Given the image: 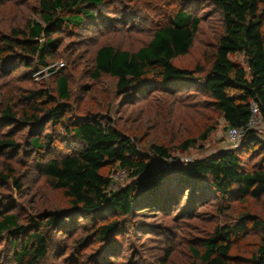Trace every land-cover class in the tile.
Returning <instances> with one entry per match:
<instances>
[{
  "label": "rangeland",
  "instance_id": "rangeland-1",
  "mask_svg": "<svg viewBox=\"0 0 264 264\" xmlns=\"http://www.w3.org/2000/svg\"><path fill=\"white\" fill-rule=\"evenodd\" d=\"M38 1L0 0V33H6L10 27L24 29L31 20L42 23ZM181 7L197 15L200 24L188 53L175 57L172 63L206 71L222 32V22L218 9L204 0H108L92 9L93 19L78 26L57 28L52 34L57 46L46 59L47 67L40 68L28 57H11L0 66V105L24 109L29 106L25 95L32 90L45 89L56 95V80L65 75L70 95L67 115L73 121L80 122L90 115L103 118L129 135L144 158H148L152 145H163L170 154L164 185L150 196H143L145 203L133 213L70 214L69 200L43 176L35 153L27 146L28 128L18 122L0 123V134L11 132L18 144V149L0 155V218L15 214L18 224L25 227V233L18 235L0 234V264H15L12 241L20 245L33 228L30 219L43 221L47 211L61 213L58 222H63V226L43 229L49 246L46 256L37 264H163L165 259L168 264H200L203 243L214 228L232 227L244 214L251 218L246 217L244 228L232 237L228 257L234 264H249L257 254L264 235V194L239 199L216 194L200 184H178L174 179L179 168L188 162L221 150H233L245 170L264 168L262 145L245 148L242 137L237 143L228 141L229 127L199 82L176 90L175 86H157L156 80L148 76L145 83L152 88L137 96L117 90L116 80L110 75L93 76L94 56L100 46L137 50ZM230 59L245 65L240 53L230 55ZM203 73L195 72L194 76L200 79ZM40 130L42 134H54L52 153L47 157L81 148L60 126L46 123ZM253 130L264 145V130ZM206 131V138L200 139ZM187 139L194 142L185 150L178 148ZM164 163L153 162L151 168L155 170ZM101 172L111 178L109 191L134 180L129 171L116 165ZM112 219L117 220V228L103 238L95 236L94 228Z\"/></svg>",
  "mask_w": 264,
  "mask_h": 264
},
{
  "label": "trees",
  "instance_id": "trees-1",
  "mask_svg": "<svg viewBox=\"0 0 264 264\" xmlns=\"http://www.w3.org/2000/svg\"><path fill=\"white\" fill-rule=\"evenodd\" d=\"M107 1L39 0L42 23L31 20L26 22L24 29L10 27L6 33H0V66L11 57L24 60L28 57L34 59L40 68L47 67L46 59L57 46L52 38L57 28L78 26L93 19L92 9ZM204 1L218 9L222 22V32L216 39L206 71L198 67L181 68L172 63L175 57L188 53L200 24L197 15L181 7L137 50H124L109 44L100 46L94 56L93 76L110 75L116 80L117 90L124 94L134 92L137 96L145 95L152 88L150 83H145L148 76L156 80L157 86H175L176 90L199 82L227 126L243 129L242 145L249 149L255 144L264 148L255 131L246 128L253 102L264 117V0ZM236 53L244 56L245 65L230 59V55ZM195 72H204L202 78L195 77ZM69 98L68 79L60 75L56 80V95L45 89L32 90L25 95L29 106L24 109L14 110L10 105H0V123L11 125L18 122L28 128L27 146L35 153L43 176L69 200L70 214L124 216L133 213L138 205L145 203L143 196H150L164 185L166 163L170 159L168 148L152 145L148 158H144L133 139L112 122L93 115L80 122L73 121L67 115ZM46 123L62 127L66 135L81 144L80 150L47 157L52 153L54 134L41 133L40 128ZM208 132L199 138L204 140ZM193 142L194 139H187L178 148L185 150ZM16 149L18 144L11 132L0 134V155ZM153 162L165 163L154 170L151 168ZM114 165L122 171H129L134 180L118 190L109 191L111 178L101 171ZM174 181L188 187L200 184L216 194L239 199L264 194V168L245 170L233 150H221L188 162L179 168ZM46 214L43 221L30 219L33 228L20 245L12 241L15 264H37L46 256L49 239L43 229L63 226V222H58L61 213L47 211ZM250 216L242 215L238 224L232 227H215L203 243L200 264H234L228 257L230 242L235 232L244 228V219ZM117 223L116 219L101 223L93 232L103 238L117 228ZM5 232L18 235L25 233V227L18 224L15 214H7L0 218V234ZM163 264H168L166 259ZM249 264H264V235Z\"/></svg>",
  "mask_w": 264,
  "mask_h": 264
},
{
  "label": "built area",
  "instance_id": "built-area-1",
  "mask_svg": "<svg viewBox=\"0 0 264 264\" xmlns=\"http://www.w3.org/2000/svg\"><path fill=\"white\" fill-rule=\"evenodd\" d=\"M246 128H258L264 130V117L261 116L257 104L255 102H253L251 105V115ZM242 133V128L229 127L227 130V139L231 143H237L242 137Z\"/></svg>",
  "mask_w": 264,
  "mask_h": 264
}]
</instances>
